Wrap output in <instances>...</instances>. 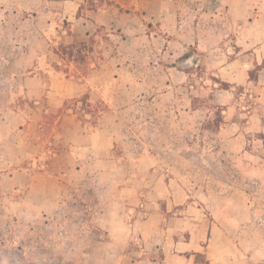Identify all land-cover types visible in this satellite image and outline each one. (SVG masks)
Returning <instances> with one entry per match:
<instances>
[{"label": "crops", "instance_id": "obj_1", "mask_svg": "<svg viewBox=\"0 0 264 264\" xmlns=\"http://www.w3.org/2000/svg\"><path fill=\"white\" fill-rule=\"evenodd\" d=\"M206 1L123 0L126 11L108 20L106 0H0V32L36 38L0 70V221L9 223L0 264H197L198 254L204 264H264V86L250 87L257 95L245 112L231 90L218 93L229 118L214 137L228 164L201 167L211 176L193 188L172 175L168 147H141L134 135L136 148H121L122 114L135 106L116 99L110 83L126 88L120 78L131 74L109 70V57L192 51L230 85L248 82L252 57L218 47L237 9L220 0L207 10ZM177 4L186 10L171 11ZM104 28L121 45L88 52L87 70L57 53Z\"/></svg>", "mask_w": 264, "mask_h": 264}, {"label": "rangeland", "instance_id": "obj_2", "mask_svg": "<svg viewBox=\"0 0 264 264\" xmlns=\"http://www.w3.org/2000/svg\"><path fill=\"white\" fill-rule=\"evenodd\" d=\"M122 1L106 0L107 6L110 7L108 20L126 11L124 6L121 7ZM216 1L218 3L220 0H207L206 9L211 10L217 6ZM232 4L234 7L232 9L238 11L236 25H234L236 27L230 35L228 34L229 36H226L225 43H221L218 47L226 48L227 51L230 49V52L241 50L243 55L252 57L253 67L248 72L247 83L239 82L237 85H230L219 76L207 72L204 69L203 59L192 54V51L181 57H151L150 59L133 57V60L109 57V70H116V66L118 69L124 65L123 70L131 74L128 76L124 73L120 80H123L132 94H125L126 88L120 85L121 82L120 84L110 83V90L114 92L116 99L122 95L125 102H131L130 106H135L134 109L125 110L122 114L124 124L119 130L123 140L121 148H136V144L132 142L134 135L142 137L141 147L146 146L156 150L168 147L172 150V155L166 159L171 165L172 175L184 180L189 179L190 188H193L198 178L205 176L207 179L211 176L202 170L198 173L201 167L211 169L228 164V156L226 152L224 153L227 146L223 144L220 137H214L229 118L228 104L219 105L214 102L217 97H220L222 101L226 99L224 96H218V93L222 95V91L231 90L238 104L236 110L245 112L247 106L254 104L257 95L254 90H250V87L264 86V0H232ZM242 9L247 11L240 13ZM174 10L184 11L186 7L177 4L171 9V11ZM95 12L98 11L94 9L93 15ZM242 16L243 22H240ZM222 18L223 16H219L218 21L224 22ZM19 23L14 18V25ZM64 24L67 23L64 22ZM98 32L99 37L93 35L88 41L77 40L72 45L59 46L57 53L64 55V59H74L87 70L89 60L93 58L87 57L88 52L98 51L99 47L103 50L107 44L108 47L105 48L115 53L121 45L120 35L115 31L111 33L108 28H104ZM113 34L117 37H112ZM34 35L31 30L12 29L6 34L4 31L0 32V37H7L8 40L7 45L0 44V51L11 56L0 57V70L7 69L8 61L22 52L20 43L30 44L36 39ZM244 41L249 43L244 45ZM32 48V44L28 47L23 46L26 50ZM190 54L191 56L188 57ZM215 58L218 57L207 56L204 63L207 62L206 59ZM229 58L224 60L228 61ZM134 71L137 77H133ZM183 72H186V75ZM164 138L167 140L164 141ZM199 154L202 157H198ZM7 226L9 223L0 221V236L5 233ZM194 262L204 264L205 258L198 254L194 257Z\"/></svg>", "mask_w": 264, "mask_h": 264}]
</instances>
